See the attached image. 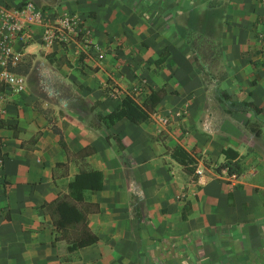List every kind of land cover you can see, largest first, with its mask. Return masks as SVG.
Listing matches in <instances>:
<instances>
[{"label":"crops","instance_id":"crops-1","mask_svg":"<svg viewBox=\"0 0 264 264\" xmlns=\"http://www.w3.org/2000/svg\"><path fill=\"white\" fill-rule=\"evenodd\" d=\"M26 4L31 38L10 67L24 91L0 82V264H264V0H0ZM143 84L168 92L150 123L98 121ZM61 140L94 147L83 164L103 174L87 193L97 240L73 253L44 209L81 171ZM177 145L202 175L172 158ZM228 148L236 179L216 171Z\"/></svg>","mask_w":264,"mask_h":264},{"label":"trees","instance_id":"trees-1","mask_svg":"<svg viewBox=\"0 0 264 264\" xmlns=\"http://www.w3.org/2000/svg\"><path fill=\"white\" fill-rule=\"evenodd\" d=\"M262 54L264 56V48ZM162 57L163 55H161V60ZM167 94L168 92L166 89L151 91L141 103H138L130 97H124L112 113L105 117H98V121L105 127H112L124 119L137 123H150L152 115L156 112L158 105ZM246 106L253 108L257 113L261 112V109L252 103L246 104ZM247 128L255 135L260 136L261 133L256 129V125L247 124ZM61 145L68 155L72 156L73 159L79 163L81 171L75 176L73 181L69 183L68 194L61 195L52 203L46 204L44 209L54 219L56 230L59 234L56 241H66L68 243L67 251L73 253L79 247L88 245L97 240V238L90 232L87 221L90 213H96L99 211V206L87 200V193H95L103 189V174L100 171L89 170L84 167L83 163L86 158L96 152L94 147H86L76 154H71L63 140H61ZM118 145L121 147L120 141H118ZM170 151L172 158L183 167L187 174L193 175L195 178L196 176L198 177L196 173L198 158L196 156L187 152L180 145L175 146ZM222 154L225 158V163L220 165L216 171L220 173L222 169H227L229 175L242 174V169L240 167V154L231 148L223 150ZM0 157H2L1 149ZM61 168L67 170V164H59L57 166V169ZM186 206L189 208L190 204L187 203ZM66 210L78 214L79 220H64L63 217ZM185 217L186 216H183V218ZM69 227L73 228L71 229Z\"/></svg>","mask_w":264,"mask_h":264},{"label":"built area","instance_id":"built-area-1","mask_svg":"<svg viewBox=\"0 0 264 264\" xmlns=\"http://www.w3.org/2000/svg\"><path fill=\"white\" fill-rule=\"evenodd\" d=\"M34 10L32 4H26L19 8L0 6V82L12 88V92L15 94L24 91L25 81L21 76L10 70V67L15 65L19 59L15 53L14 47L19 40L31 38L30 21ZM67 21L75 30L76 38L81 37L87 45L92 44H90L89 31L81 28L74 16L67 18ZM52 30L55 31L56 28H52ZM91 46L99 52L101 58H105V50H102L95 44ZM114 92L118 94L117 91ZM149 94L148 88L143 84L132 92L125 93L124 97H130L138 103H141ZM6 114V94L2 92L0 93V117H4ZM196 173L199 174V176L202 175L200 171ZM227 175L229 179H236L238 177V175H229V173Z\"/></svg>","mask_w":264,"mask_h":264},{"label":"rangeland","instance_id":"rangeland-1","mask_svg":"<svg viewBox=\"0 0 264 264\" xmlns=\"http://www.w3.org/2000/svg\"><path fill=\"white\" fill-rule=\"evenodd\" d=\"M199 175V174H198ZM68 213V212H67ZM70 215L72 216L71 218H73V216H75V212H71Z\"/></svg>","mask_w":264,"mask_h":264}]
</instances>
